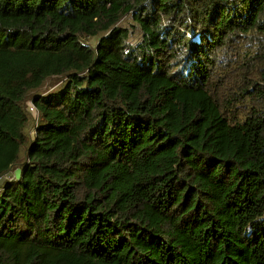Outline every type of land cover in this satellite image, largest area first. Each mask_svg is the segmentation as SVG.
I'll return each mask as SVG.
<instances>
[{
	"label": "trees",
	"instance_id": "16d2710c",
	"mask_svg": "<svg viewBox=\"0 0 264 264\" xmlns=\"http://www.w3.org/2000/svg\"><path fill=\"white\" fill-rule=\"evenodd\" d=\"M23 154L0 264H264V0H0V182Z\"/></svg>",
	"mask_w": 264,
	"mask_h": 264
},
{
	"label": "rangeland",
	"instance_id": "374dc122",
	"mask_svg": "<svg viewBox=\"0 0 264 264\" xmlns=\"http://www.w3.org/2000/svg\"><path fill=\"white\" fill-rule=\"evenodd\" d=\"M124 24H126V23H124ZM63 82H64L63 78H51V79H49L46 82V84L44 85V87H42L40 90L32 92L30 94V96H29V98L27 100V103H26V107L28 108L29 104H33L32 103V99H33L34 96H36V95H46V94L55 92V91H57L58 89H60L62 87ZM238 85H235V82H231L230 86L234 87L232 89L231 93L228 94V93L225 92V90H222L221 93H220L221 98L223 100H225V102H226L227 99L229 97H231L232 95H237L239 93ZM245 111H246V109L239 105V106L235 107L234 109L230 108L229 110H226V113L229 115V117H232V118L238 117L239 118V117L243 116ZM30 117L32 119V123H31V126H30L29 130H28V134H29L30 138H32L34 136L35 127H36L37 121L39 119V113L37 111H36L35 114H31L30 113ZM24 159H25V157H24V154H23V159L21 160L19 165L16 166L8 175L3 177L1 182H0V184H3L5 182H15L21 177L22 166H23L22 164L24 163Z\"/></svg>",
	"mask_w": 264,
	"mask_h": 264
},
{
	"label": "built area",
	"instance_id": "2783aa9c",
	"mask_svg": "<svg viewBox=\"0 0 264 264\" xmlns=\"http://www.w3.org/2000/svg\"><path fill=\"white\" fill-rule=\"evenodd\" d=\"M28 110H29V112H30L31 114H35V113H36V109H35V107H34L33 104H29V106H28ZM7 175H8V174H7Z\"/></svg>",
	"mask_w": 264,
	"mask_h": 264
}]
</instances>
